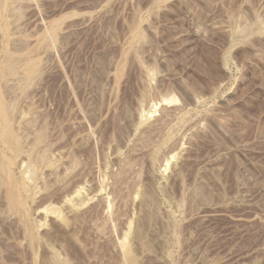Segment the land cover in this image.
<instances>
[{"label": "rangeland", "instance_id": "obj_1", "mask_svg": "<svg viewBox=\"0 0 264 264\" xmlns=\"http://www.w3.org/2000/svg\"><path fill=\"white\" fill-rule=\"evenodd\" d=\"M0 264H264V0H0Z\"/></svg>", "mask_w": 264, "mask_h": 264}, {"label": "bare ground", "instance_id": "obj_2", "mask_svg": "<svg viewBox=\"0 0 264 264\" xmlns=\"http://www.w3.org/2000/svg\"><path fill=\"white\" fill-rule=\"evenodd\" d=\"M8 130H9V129H8ZM5 132H6V131H5ZM3 136H4V135H3ZM4 137H5V136H4ZM5 138H6V137H5ZM5 138H4V139H5ZM10 138H11V137H10ZM4 139H3V140H4ZM11 189H12V188H11ZM12 192H13V191H12ZM12 195H13V194H12ZM14 195H15V194H14ZM12 197H13V196H12ZM14 197H16V196H14ZM12 199L15 200L14 198H11V200H12Z\"/></svg>", "mask_w": 264, "mask_h": 264}]
</instances>
